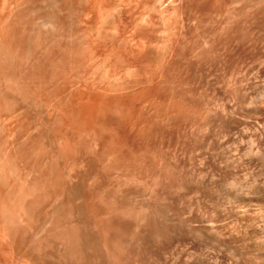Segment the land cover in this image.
Instances as JSON below:
<instances>
[{
    "label": "rangeland",
    "instance_id": "1",
    "mask_svg": "<svg viewBox=\"0 0 264 264\" xmlns=\"http://www.w3.org/2000/svg\"><path fill=\"white\" fill-rule=\"evenodd\" d=\"M0 264H264V0H0Z\"/></svg>",
    "mask_w": 264,
    "mask_h": 264
}]
</instances>
